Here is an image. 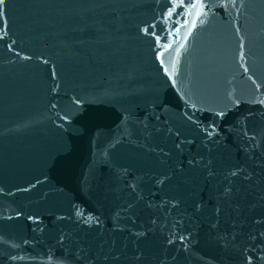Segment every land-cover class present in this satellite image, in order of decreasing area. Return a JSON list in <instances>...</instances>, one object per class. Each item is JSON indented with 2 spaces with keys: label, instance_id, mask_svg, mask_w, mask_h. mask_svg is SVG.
I'll return each mask as SVG.
<instances>
[{
  "label": "water",
  "instance_id": "1",
  "mask_svg": "<svg viewBox=\"0 0 264 264\" xmlns=\"http://www.w3.org/2000/svg\"><path fill=\"white\" fill-rule=\"evenodd\" d=\"M0 264H264V0H5Z\"/></svg>",
  "mask_w": 264,
  "mask_h": 264
},
{
  "label": "bare ground",
  "instance_id": "2",
  "mask_svg": "<svg viewBox=\"0 0 264 264\" xmlns=\"http://www.w3.org/2000/svg\"><path fill=\"white\" fill-rule=\"evenodd\" d=\"M135 37L137 39L141 40V42H142V38H143L142 34H141V37H140V35L138 33H135Z\"/></svg>",
  "mask_w": 264,
  "mask_h": 264
},
{
  "label": "snow or ice",
  "instance_id": "3",
  "mask_svg": "<svg viewBox=\"0 0 264 264\" xmlns=\"http://www.w3.org/2000/svg\"><path fill=\"white\" fill-rule=\"evenodd\" d=\"M5 3V0H0V6H3Z\"/></svg>",
  "mask_w": 264,
  "mask_h": 264
}]
</instances>
